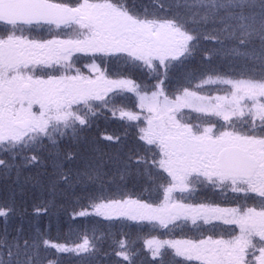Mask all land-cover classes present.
<instances>
[{
    "label": "snow or ice",
    "instance_id": "6c2138e0",
    "mask_svg": "<svg viewBox=\"0 0 264 264\" xmlns=\"http://www.w3.org/2000/svg\"><path fill=\"white\" fill-rule=\"evenodd\" d=\"M0 177V264H264V0H0Z\"/></svg>",
    "mask_w": 264,
    "mask_h": 264
},
{
    "label": "trees",
    "instance_id": "16d2710c",
    "mask_svg": "<svg viewBox=\"0 0 264 264\" xmlns=\"http://www.w3.org/2000/svg\"><path fill=\"white\" fill-rule=\"evenodd\" d=\"M115 120V119H114ZM101 124L102 126L104 125V121L101 120ZM118 128V123H114V124H110L109 125V130H115ZM12 179H14V176L12 177ZM6 181L3 177H0V189L3 188V186L5 185ZM7 183H11V180L7 181ZM43 223H47V218L44 219ZM94 222L93 223H90L89 224V227L91 228L93 226ZM65 227H67V225H65ZM95 228H96V235L98 237H100L101 239H105L106 236L105 234L107 233L108 231V227H107V222L105 221H100V223L98 224H95ZM151 238V235L149 233V230H145L141 235L140 237L136 240V244H137V247H141L144 245V241L146 239H150ZM105 247H107V245H105ZM145 250V249H144ZM146 251V250H145ZM100 259H105L103 256L100 257ZM125 264H127V262H125Z\"/></svg>",
    "mask_w": 264,
    "mask_h": 264
},
{
    "label": "rangeland",
    "instance_id": "374dc122",
    "mask_svg": "<svg viewBox=\"0 0 264 264\" xmlns=\"http://www.w3.org/2000/svg\"><path fill=\"white\" fill-rule=\"evenodd\" d=\"M121 106H123V105L120 104V103H117V107H121ZM117 115H118V114H117ZM109 116H110V119H113V120L115 119V118H112L110 114H109ZM206 193H207V192H206ZM206 193H200V194H199V195H200V198L203 199V198L205 197L204 195H205ZM211 193H212V192H211ZM213 194H214V193H213ZM207 196H208L209 198H211V199H214V197H213L211 194H208ZM145 250L147 251V248H145Z\"/></svg>",
    "mask_w": 264,
    "mask_h": 264
},
{
    "label": "flooded vegetation",
    "instance_id": "af4514ba",
    "mask_svg": "<svg viewBox=\"0 0 264 264\" xmlns=\"http://www.w3.org/2000/svg\"><path fill=\"white\" fill-rule=\"evenodd\" d=\"M212 194V196L214 197V199H216V200H221V199H223V197L217 192V193H211ZM208 198V197H207ZM209 199H211V198H209Z\"/></svg>",
    "mask_w": 264,
    "mask_h": 264
}]
</instances>
